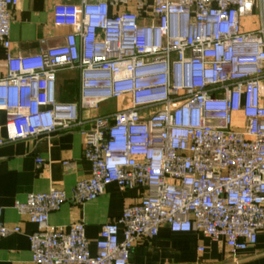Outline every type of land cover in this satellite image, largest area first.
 Segmentation results:
<instances>
[{"label": "built area", "instance_id": "built-area-1", "mask_svg": "<svg viewBox=\"0 0 264 264\" xmlns=\"http://www.w3.org/2000/svg\"><path fill=\"white\" fill-rule=\"evenodd\" d=\"M19 2L0 0V145L79 128L91 164L70 192L15 201L36 226L31 262L129 264L162 226L224 241L231 254L254 247L264 229V0L59 3L53 23L70 29L64 41L13 55ZM256 11L259 26L246 29ZM63 69L80 72L76 103L57 101ZM113 100L116 111L98 112ZM110 184L140 196L102 226L95 253L83 222L50 223L65 203L94 201ZM1 213L0 241L21 231Z\"/></svg>", "mask_w": 264, "mask_h": 264}, {"label": "crops", "instance_id": "crops-1", "mask_svg": "<svg viewBox=\"0 0 264 264\" xmlns=\"http://www.w3.org/2000/svg\"><path fill=\"white\" fill-rule=\"evenodd\" d=\"M80 0H20L12 9L11 52L13 55L34 54L43 46L64 41L70 32L67 27L53 23V8L59 3H79ZM258 11L244 20L246 29L259 26ZM6 50L0 44V78L6 74ZM80 96V72L77 69L59 71L56 98L60 103H76ZM99 113H104L99 109ZM2 120H5L3 114ZM89 127V125H86ZM4 134V132H3ZM84 137L80 129L57 131L46 136L17 140L0 145V206L1 219L21 231L0 241V264H33L28 235L36 226L18 214L15 201L25 200L32 192H45L51 187L70 192L75 183L91 175V164L84 158ZM43 159L38 163L37 159ZM69 161L64 165L63 161ZM140 191L121 190L110 184L96 200L83 204L65 203L50 215L54 226H69L83 222L91 251L102 226L122 214L124 207L139 200ZM200 247L203 251H200ZM129 264H264V229L258 242L245 251L231 254L224 241H212L201 233L172 232L162 226L152 239H141L134 247Z\"/></svg>", "mask_w": 264, "mask_h": 264}, {"label": "rangeland", "instance_id": "rangeland-1", "mask_svg": "<svg viewBox=\"0 0 264 264\" xmlns=\"http://www.w3.org/2000/svg\"><path fill=\"white\" fill-rule=\"evenodd\" d=\"M119 106H121V104L118 105L117 102L113 100L102 104L100 109L103 112H114L118 109Z\"/></svg>", "mask_w": 264, "mask_h": 264}]
</instances>
